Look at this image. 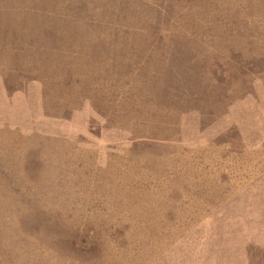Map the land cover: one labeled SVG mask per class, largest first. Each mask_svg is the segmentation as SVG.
<instances>
[{
    "label": "rangeland",
    "instance_id": "rangeland-1",
    "mask_svg": "<svg viewBox=\"0 0 264 264\" xmlns=\"http://www.w3.org/2000/svg\"><path fill=\"white\" fill-rule=\"evenodd\" d=\"M0 264H264V0H0Z\"/></svg>",
    "mask_w": 264,
    "mask_h": 264
}]
</instances>
